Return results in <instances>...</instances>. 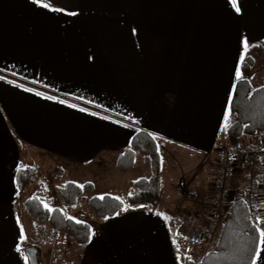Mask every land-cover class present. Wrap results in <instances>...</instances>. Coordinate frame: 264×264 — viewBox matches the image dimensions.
I'll return each instance as SVG.
<instances>
[{
  "label": "crops",
  "instance_id": "0c3cea01",
  "mask_svg": "<svg viewBox=\"0 0 264 264\" xmlns=\"http://www.w3.org/2000/svg\"><path fill=\"white\" fill-rule=\"evenodd\" d=\"M46 2L61 11L32 0H0V264H27L22 251L29 246L50 260L53 237H60L24 217L22 203L32 193L25 197L17 188L19 168L53 160L62 176L71 171L67 182L91 183L92 196L124 200L130 181L150 176L146 162L141 174L125 178L138 153L129 170L116 169L138 131L158 143L159 200L126 206L91 227L86 245L66 236L64 246L74 250L77 264H182L178 249L182 259V232L190 236V228L180 216L193 215L203 227L206 218L215 222L214 159L228 146L225 114L245 41V56L254 58L245 78L264 82V47L251 50L264 44V0H236L239 12L232 0ZM241 143L244 150L264 145V132ZM95 175L111 181L112 193H94ZM242 180L233 177V192H241ZM164 181L177 194L172 204L164 200ZM261 215L264 230L263 207ZM37 229L46 235L45 248L35 243ZM257 252L255 264H264L261 238Z\"/></svg>",
  "mask_w": 264,
  "mask_h": 264
},
{
  "label": "trees",
  "instance_id": "16d2710c",
  "mask_svg": "<svg viewBox=\"0 0 264 264\" xmlns=\"http://www.w3.org/2000/svg\"><path fill=\"white\" fill-rule=\"evenodd\" d=\"M263 47L264 44H252L251 50L258 54ZM253 66V55H247L239 62L238 68L244 78L237 79L234 83L235 88L232 89L227 107L228 126L225 128V137L228 147L239 156L244 153L241 143L244 136L264 132V82L258 87H253L245 78ZM136 153L149 158L150 176L130 181L129 193L124 200L108 194L87 197L86 195L93 192L91 183L61 184L63 170L56 167L54 179L40 182L34 194L22 203L24 217L38 225L49 226L53 236L65 233L74 243L86 245L91 237V226L70 218L67 208L75 209L85 200L92 215L101 220L122 214L126 206L131 209L146 208L155 205L159 200L161 159L157 141L152 135L144 131L136 132L128 147L117 157L116 169L120 172L129 170ZM41 173L39 166L19 168L16 172L17 188L23 190L33 186L40 180ZM49 191H53L59 204L55 200H48ZM232 196L228 207L221 210L222 219L215 234L213 248L205 252L195 264H253L260 241V228L253 224L248 208L241 200L240 192L232 191ZM46 201L50 207H45ZM213 209L215 212L214 206Z\"/></svg>",
  "mask_w": 264,
  "mask_h": 264
},
{
  "label": "built area",
  "instance_id": "2783aa9c",
  "mask_svg": "<svg viewBox=\"0 0 264 264\" xmlns=\"http://www.w3.org/2000/svg\"><path fill=\"white\" fill-rule=\"evenodd\" d=\"M241 156L235 154L230 147L222 146L214 159L216 177L214 181L213 206L215 208V222L209 227L199 226L193 215H181L179 221L190 228V240L197 245H206L212 240L221 220V210L228 207L232 200L231 181L235 175L243 180L241 200L249 211L254 225L260 222L261 204L264 203V145L251 146L243 150ZM211 157L207 156V161ZM182 193L192 199H198L195 190L182 188ZM259 218V222L258 219Z\"/></svg>",
  "mask_w": 264,
  "mask_h": 264
},
{
  "label": "rangeland",
  "instance_id": "374dc122",
  "mask_svg": "<svg viewBox=\"0 0 264 264\" xmlns=\"http://www.w3.org/2000/svg\"><path fill=\"white\" fill-rule=\"evenodd\" d=\"M263 57H258V62L261 63L262 62ZM260 81V77L258 79L253 80V82L251 83L252 86L254 87H258L259 86V82ZM158 144V143H157ZM159 150V148H158ZM138 161L136 162V169L133 168L127 175H124L125 178H129L134 172L135 173H139L141 174V172H143L146 167V162H147V168H150L149 166V158L146 155L140 154L138 153ZM160 154V153H159ZM165 153L163 154V156L165 157ZM209 157H211L210 155H208ZM213 160V159H212ZM211 160V161H212ZM37 162L41 163V160L39 159V155L37 156ZM44 163H42L40 166L41 168V178L40 180L34 184L33 186H28L24 189L23 191V195L25 197H28L31 193V195H33L34 193V189H36V187H38L40 182H44L45 180H49L52 181L55 177L56 174V167L58 164H56L53 160H47V161H43ZM145 164V165H144ZM71 171L69 170L68 172L65 173V175H63L60 178V183L61 184H65L68 180L71 179V175H70ZM92 179H94L96 182L98 181V186L96 184V190L94 191V193H101V191H108V193H112V183L111 181H104V182H99V176L95 175V176H91ZM83 179V178H82ZM169 180V179H168ZM102 183V184H99ZM165 183V191H164V200L168 203V204H172L173 203V199L177 198V194L175 192L172 191L171 186H169L170 182L169 181H164ZM172 183V182H171ZM103 189V190H102ZM120 193V192H118ZM94 194V195H95ZM93 195V194H92ZM119 196L121 194H118ZM185 195V194H184ZM87 197L91 196V194L86 195ZM47 198L48 200H55L56 203L57 200L55 199V195L53 193V191H49L47 193ZM200 197H198L199 199ZM45 204H47L48 207H50V204L48 203V201L44 202ZM59 204V203H58ZM56 204V205H58ZM264 205V203L261 204V207ZM211 207H208L209 210H211ZM213 211V210H212ZM263 211H264V207H263ZM67 214L70 218L76 220V221H83L88 223L91 227H96L99 224V220H97L91 213L87 203L85 200H82L80 202V205L78 207H76L75 209H71V208H67ZM222 219V217H221ZM211 223H214V221L210 222V220L208 218H206V220H204V222L202 223V225H205L204 227H209V225ZM221 220L218 221V224L220 225ZM261 221L259 222V225H261ZM209 224V225H208ZM39 226H47V225H38ZM46 228H50L49 226ZM40 229H37V239L35 241V243L37 245L42 246L43 248H45L47 246V242L45 240L46 235L43 234L41 236V232L39 231ZM51 230V228H50ZM52 231V230H51ZM58 235H60L58 241L56 242L58 237H53V243H54V249H53V253L50 256V260H47L45 256L42 255V257L39 258V261L41 264H77V258L76 255L74 253L73 249H65L64 246V238L67 236V234L65 233H59ZM68 237V236H67ZM182 245H184V252H185V257H183L181 259V252L178 249V256L180 258V261L182 260V264H195L198 259L207 251L211 250L213 248L214 242H215V236L212 240H210V242L206 245H196L194 243H192L190 241V236H189V232L188 229L184 230L182 232ZM62 240V241H61ZM68 240H70L71 242H73L69 237ZM175 241V239H174ZM74 243V242H73ZM176 245H177V241H175ZM75 244V243H74ZM77 245V244H76ZM75 245V246H76ZM46 251V250H45ZM185 260V261H184ZM51 261V262H49Z\"/></svg>",
  "mask_w": 264,
  "mask_h": 264
},
{
  "label": "snow or ice",
  "instance_id": "6c2138e0",
  "mask_svg": "<svg viewBox=\"0 0 264 264\" xmlns=\"http://www.w3.org/2000/svg\"><path fill=\"white\" fill-rule=\"evenodd\" d=\"M33 3L37 4L38 6L40 7H43V8H46V9H50V10H53V11H61V9H58V8H51V5L46 2V0H32ZM232 4H233V7L235 8V10L237 12L240 11L239 7L237 6V3H236V0H232ZM71 15H75V13H69ZM247 47H248V44H247V41L244 42V53L241 54V61H243L245 59V54L247 52ZM236 77L237 79H243L244 77L242 76L241 72H240V69L237 68V72H236ZM235 88V85L233 86ZM227 121H228V113L226 112L225 114V128H227L228 124H227ZM101 199H103V197H101ZM45 207H47V204H45ZM258 219V222H259V218ZM260 231V238H261V243H264V230H258ZM91 239V237H90ZM19 251V248L17 249ZM257 257H260L261 256V253L260 252H257ZM253 264H255V261H253Z\"/></svg>",
  "mask_w": 264,
  "mask_h": 264
},
{
  "label": "water",
  "instance_id": "95a60500",
  "mask_svg": "<svg viewBox=\"0 0 264 264\" xmlns=\"http://www.w3.org/2000/svg\"><path fill=\"white\" fill-rule=\"evenodd\" d=\"M22 253L24 257L26 258L27 264H41L38 258L40 254V250L38 248L29 246V247L24 248Z\"/></svg>",
  "mask_w": 264,
  "mask_h": 264
}]
</instances>
